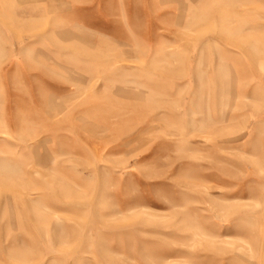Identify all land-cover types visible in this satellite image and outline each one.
<instances>
[{"label": "rangeland", "instance_id": "1", "mask_svg": "<svg viewBox=\"0 0 264 264\" xmlns=\"http://www.w3.org/2000/svg\"><path fill=\"white\" fill-rule=\"evenodd\" d=\"M0 264H264V0H0Z\"/></svg>", "mask_w": 264, "mask_h": 264}]
</instances>
